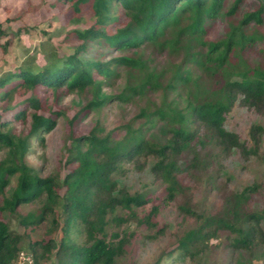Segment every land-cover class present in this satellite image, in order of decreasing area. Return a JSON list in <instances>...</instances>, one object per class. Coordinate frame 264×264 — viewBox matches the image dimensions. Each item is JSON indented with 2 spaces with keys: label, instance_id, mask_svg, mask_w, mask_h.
Returning <instances> with one entry per match:
<instances>
[{
  "label": "trees",
  "instance_id": "1",
  "mask_svg": "<svg viewBox=\"0 0 264 264\" xmlns=\"http://www.w3.org/2000/svg\"><path fill=\"white\" fill-rule=\"evenodd\" d=\"M3 1L0 0V9ZM246 1L234 0L225 15L233 16ZM257 1L256 10L246 12L237 25L229 24L225 38L209 41L206 21L215 20L227 0H56L61 9L73 12L71 24L79 22L77 17L83 14V7L91 11L94 23L86 29L71 31L81 42L75 53L59 55L56 61L41 69L24 66L0 80V150H8L0 163V197L10 178L17 176L14 192L10 199H3L0 212L17 216L20 206L40 202L38 213L18 216L24 227L50 224L49 237L31 244L35 264L49 255L55 256L57 264H117L128 238L120 239L119 234H114L112 240L108 239V216L121 208L136 217L134 209L146 207L150 202L149 194L131 195L118 188L114 175L124 163L134 162L143 170L142 160L153 159L154 176L166 186L167 199L174 200L177 193L188 191L181 183V173L194 171L201 164L195 140L202 148L215 143L226 155L239 150L245 158L260 156L263 126L253 127L251 134L255 143L252 147L224 127L228 114L236 105L264 116V69L252 67L245 57L250 46L264 39L258 31L247 32L252 24H264V0ZM111 27L115 28L113 33L109 32ZM8 34L9 30L0 23V40L7 39ZM100 41L113 51L139 50L148 45L177 57L179 63L174 65L169 79L163 81V73L149 74L144 83L128 87L125 93L115 97L125 102L129 98L127 94L142 96L147 87L163 91V101L155 105L154 110H141L138 118L143 119V123L138 127L128 123L123 127L125 134L119 139L105 135L99 127L87 135L72 133L66 152L69 153L68 163L74 168L64 178L55 175L42 178L27 166L25 159L32 143L43 141V135L53 128V117L63 112L56 110L54 105L45 109L36 91L46 87L56 95L63 88L67 91L95 89L101 83L96 77L109 79L114 73L113 67L122 65L128 70L146 67V61L140 56L126 55L109 61L85 59L83 55L88 51V44ZM11 44L10 39L6 40L3 51L7 52ZM176 90L181 106L168 103L173 95L170 92ZM28 94L30 96L24 98ZM18 95L24 96L17 102ZM105 102L97 98L91 100L70 120L71 125L81 114L98 109ZM29 109L33 112L29 113ZM30 114L29 133H13L10 125L16 120L26 121ZM157 118L168 121L169 138L164 144L155 143L146 136ZM202 129L206 133L200 136ZM189 152L193 158L183 169L180 160ZM213 180L214 176L209 177V184ZM258 191L256 184L232 194L222 217H207L188 204L181 205L180 211L198 219L200 225L180 238L175 251L195 257L207 250L221 230L235 235L232 246L237 250H250L264 243L261 217L245 212ZM157 214V207H153L139 223L153 226ZM57 231L61 232L58 240ZM22 241V236L0 217V264H13L20 253L25 252ZM169 256L166 261L171 260Z\"/></svg>",
  "mask_w": 264,
  "mask_h": 264
},
{
  "label": "rangeland",
  "instance_id": "2",
  "mask_svg": "<svg viewBox=\"0 0 264 264\" xmlns=\"http://www.w3.org/2000/svg\"><path fill=\"white\" fill-rule=\"evenodd\" d=\"M234 0H227L223 11L213 21H206L208 29L206 39L218 41L227 35L229 24H238L246 12H252L258 8L257 0H248L243 3L236 14L226 16ZM5 8V9H4ZM83 14L78 16L79 22L71 24L74 19L72 11L61 9L56 0H4L0 9V23L9 30L8 38L0 40V80L9 72L20 68L31 67L34 70L44 68L57 60V56H68L75 53L77 46L81 44L71 31L86 29L94 21L91 11L83 7ZM115 28H110L113 33ZM260 32L264 37V24H252L247 32ZM12 44L7 52L2 49L6 40ZM143 57L146 61L145 69L128 70L124 66L113 67L114 73L109 79L97 76L101 82L95 89L88 88L85 91H67L63 88L56 95L46 87H41L36 94L42 98L44 108L54 105L56 110L62 111V115L54 116L53 128L43 135L44 140H36L32 143L25 162L36 173L47 178L52 175L64 178L74 165L68 163L66 149L69 148L73 133L75 136L87 135L93 128H100L105 135L119 139L125 134L124 126L133 123L138 127L144 122L138 118L142 109L154 110L155 105L162 101L163 91L149 89L142 96L127 94L128 100L119 101L115 97L126 92L128 87L138 83H144L149 74H164L163 81L169 79L174 72V65L179 63L177 57L170 53H161L149 47L131 49L129 51H113L103 41L88 44V51L83 55L87 60L109 61L122 56ZM245 57L252 67L264 69V39L250 46ZM170 96L168 103L181 106L176 99L178 90ZM24 96V95H23ZM22 95L16 96L17 102L23 99ZM30 94L24 98L29 97ZM97 98L106 100L98 109H90L81 114L75 124L72 120L80 110ZM50 107V108H51ZM33 111L29 109V113ZM48 113V112H47ZM26 121L16 120L10 125L13 133L27 135L31 128V114ZM167 120L155 119L154 124L146 132V136L155 143L164 144L169 138V125ZM264 127V116L254 110L235 106L228 114L225 129L236 133L241 142L252 147L255 143L251 131L253 127ZM205 130L199 132L205 135ZM260 156L245 158L239 150H233L229 155L222 151L215 143H209L206 147H197L200 162L198 169L184 171L180 175L183 186L188 190L186 194H179L174 200L167 199L166 186L161 184L152 172L155 164L153 159L146 162L140 170L134 162L122 164L121 169L114 175L119 189L126 190L129 194H149V204L143 208L134 209L136 217L127 210L118 208L108 218L107 237L112 240L114 234H119L120 239L127 236V244L123 253L118 257L117 264H264V243L250 250H237L232 246L234 234L227 230H221L210 241L207 250L196 254L195 257L185 256L175 251L180 238L189 230L200 225L198 219L183 214L179 207L190 205L197 213L207 217H222L226 209L228 197L234 193H240L245 188L259 185V191L253 196L245 212L256 214L262 219L264 228V135L260 136ZM8 150H0V163L6 158ZM193 158L192 153H186L180 160L184 169ZM214 176L209 184L208 178ZM17 185V176L10 178V183L0 197V206L3 199H10ZM40 202L20 206L17 216L9 213H1L0 217L6 220L11 229L23 238L22 246L25 252L32 254L31 244L48 238L50 224L45 222L37 227H24L20 224L18 216L28 213H38ZM153 207H157L158 214L153 219V226L140 224L139 219L148 215ZM61 219V218H60ZM120 219L125 220L121 222ZM60 221V220H59ZM61 223V222H60ZM58 233V235H57ZM56 239H60L61 232L57 231ZM173 250L175 251L173 253ZM171 260L166 261L167 257ZM13 264H20L17 259ZM40 264H57L55 256L41 258Z\"/></svg>",
  "mask_w": 264,
  "mask_h": 264
},
{
  "label": "built area",
  "instance_id": "3",
  "mask_svg": "<svg viewBox=\"0 0 264 264\" xmlns=\"http://www.w3.org/2000/svg\"><path fill=\"white\" fill-rule=\"evenodd\" d=\"M20 264H35V260L31 254L21 252L18 258Z\"/></svg>",
  "mask_w": 264,
  "mask_h": 264
}]
</instances>
